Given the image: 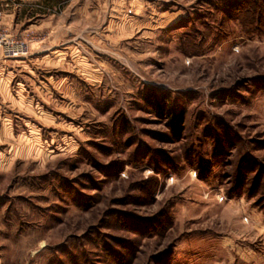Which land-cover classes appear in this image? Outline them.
<instances>
[{"label": "rangeland", "instance_id": "1", "mask_svg": "<svg viewBox=\"0 0 264 264\" xmlns=\"http://www.w3.org/2000/svg\"><path fill=\"white\" fill-rule=\"evenodd\" d=\"M0 10V264H264V0Z\"/></svg>", "mask_w": 264, "mask_h": 264}, {"label": "built area", "instance_id": "2", "mask_svg": "<svg viewBox=\"0 0 264 264\" xmlns=\"http://www.w3.org/2000/svg\"><path fill=\"white\" fill-rule=\"evenodd\" d=\"M2 15L0 10V57L2 59L23 58L29 51L27 41L9 33L2 24Z\"/></svg>", "mask_w": 264, "mask_h": 264}, {"label": "trees", "instance_id": "3", "mask_svg": "<svg viewBox=\"0 0 264 264\" xmlns=\"http://www.w3.org/2000/svg\"><path fill=\"white\" fill-rule=\"evenodd\" d=\"M146 100L150 99V103L151 105H154L155 107L159 106L158 104L160 103L159 100L156 99V97L154 95H149L147 96V98H145ZM168 117H169V124L171 125V128L173 130H176V132L179 131L180 127H179V123L181 122V113L178 112H171L169 110L168 112ZM172 130V131H173ZM174 132V131H173Z\"/></svg>", "mask_w": 264, "mask_h": 264}, {"label": "crops", "instance_id": "4", "mask_svg": "<svg viewBox=\"0 0 264 264\" xmlns=\"http://www.w3.org/2000/svg\"><path fill=\"white\" fill-rule=\"evenodd\" d=\"M8 15H9V14H8ZM5 16H6V14H3V16H2V20H4ZM6 61H10V62H18L19 60H5V59L3 60L2 58H0V70H1V71H3V69L6 70L5 74H4V72H3V73L0 72V73H1L0 77H2V78H1L2 85H1L0 88H1V90H3V92L6 91V90H5L6 85H5L4 82L8 81V77L10 76V75H9V74H10V67H12V66L7 65V64H6ZM250 257H251L250 260H246V261H248V263H249L250 261H253V260H254V257H252V256H250ZM252 259H253V260H252ZM244 263H246V262H244Z\"/></svg>", "mask_w": 264, "mask_h": 264}]
</instances>
